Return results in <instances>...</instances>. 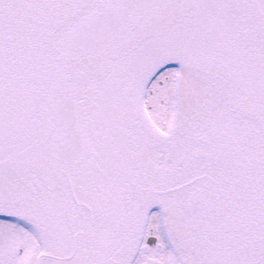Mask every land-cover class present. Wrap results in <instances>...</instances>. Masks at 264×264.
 <instances>
[{"label":"snow or ice","instance_id":"1","mask_svg":"<svg viewBox=\"0 0 264 264\" xmlns=\"http://www.w3.org/2000/svg\"><path fill=\"white\" fill-rule=\"evenodd\" d=\"M0 264H264V0H0Z\"/></svg>","mask_w":264,"mask_h":264}]
</instances>
